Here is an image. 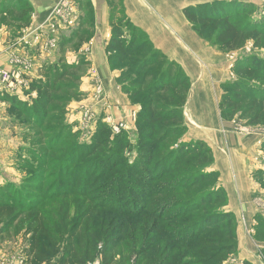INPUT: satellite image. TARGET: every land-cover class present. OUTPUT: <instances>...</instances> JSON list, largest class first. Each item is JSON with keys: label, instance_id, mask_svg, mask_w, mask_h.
Listing matches in <instances>:
<instances>
[{"label": "trees", "instance_id": "1", "mask_svg": "<svg viewBox=\"0 0 264 264\" xmlns=\"http://www.w3.org/2000/svg\"><path fill=\"white\" fill-rule=\"evenodd\" d=\"M19 1L0 0V18L14 12L10 20L28 26L33 7ZM85 5L78 24L62 29L59 54L92 37V5ZM182 12L194 32L224 52L247 41L264 49V16L254 20L252 4L215 0ZM113 21L105 46L108 65L121 70L116 79L121 90L140 104L136 157L126 155L133 147L127 134L111 135L101 121L90 143L80 142L67 122L44 126L46 120L62 121L66 104L82 97L79 83L88 62L81 54L75 63L61 56L43 64L42 77L26 91L36 92L30 101L0 96L15 114L11 122L38 129L28 127L27 136L37 138L26 149L30 157L24 156L28 176L13 193L10 183L0 186V239L22 235L23 264H234L229 257L236 249L235 217L224 209L227 197L218 172L209 168L213 154L203 140H181L190 78L129 19ZM129 58L139 61L136 79L126 84L121 79L130 71L122 64ZM240 61L218 103L220 115L264 122V58L253 54ZM40 129L52 131L45 143ZM46 178L51 182L44 186ZM255 226L256 238L264 240V218L258 215Z\"/></svg>", "mask_w": 264, "mask_h": 264}, {"label": "crops", "instance_id": "2", "mask_svg": "<svg viewBox=\"0 0 264 264\" xmlns=\"http://www.w3.org/2000/svg\"><path fill=\"white\" fill-rule=\"evenodd\" d=\"M61 0H29L33 7L32 20L28 27L23 28L24 34L31 38L32 29L39 27L43 31L41 45L45 39L60 37L65 26L61 19L57 20L58 28L52 32L51 10ZM71 10L77 20L83 14L84 0H68ZM92 5V19L94 20L92 37L82 43L73 53L72 60L83 54L86 57L87 67L90 69L81 77L82 97L72 100L67 109V120L72 126H77L82 118V109H89L92 113L91 126L97 121L106 124L107 118L127 123L129 133H135L134 113L137 106L131 103L128 95L121 90L116 78L117 70H112L108 65L105 46L111 35V23L114 22L115 6L119 13L138 29H140L152 46L158 49L168 60L177 63L183 72L190 78L191 87L185 103L184 122L187 125L183 141L203 140L213 154L211 170L218 172V183L225 189L228 203L227 211L236 216L251 217L256 213L251 200L256 197L255 182L252 178L250 163H253L255 153V137L239 135L232 130V122L224 120L220 115V107L215 101L216 96H221L220 82L226 81V62L224 53L215 45H210L191 28V24L183 14V8L195 6L198 3L212 2L215 0H87ZM222 1V0H221ZM227 1V0H223ZM246 1V0H238ZM248 1V0H247ZM74 5V6H73ZM74 10H73V9ZM116 9V10H118ZM78 24L69 27L74 28ZM5 29V30H3ZM3 30V31H2ZM60 30V32H59ZM5 26L0 28V39L9 42V34ZM6 39H5V38ZM6 45L0 47V67L10 68L8 57L28 56L29 70L25 71L27 81L39 77L41 66L49 61L53 62L60 57L57 49L25 50L19 43L18 46ZM19 48L18 50L16 48ZM39 51V52H38ZM26 56V57H27ZM66 61V60H65ZM96 85H100L102 93H95ZM218 89V90H216ZM219 91V92H218ZM33 92V91H32ZM32 92L19 94L17 97L30 101ZM3 95V94H2ZM0 95V96H2ZM34 96V95H33ZM1 102V101H0ZM6 104L1 102V105ZM1 122H8L6 119ZM233 121V120H232ZM77 122V123H75ZM76 124V125H75ZM0 132L3 130L0 129ZM256 142V141H255ZM256 168H258L256 166ZM247 208V210H246ZM253 211V212H252ZM258 211V210H257ZM260 211L257 214H262ZM263 215V214H262ZM243 242V239H242ZM12 246V241L0 243V264H18L13 262V257L6 259L7 250L3 244ZM15 243V242H14ZM19 246V243L16 242ZM19 260L24 262L25 256Z\"/></svg>", "mask_w": 264, "mask_h": 264}, {"label": "rangeland", "instance_id": "3", "mask_svg": "<svg viewBox=\"0 0 264 264\" xmlns=\"http://www.w3.org/2000/svg\"><path fill=\"white\" fill-rule=\"evenodd\" d=\"M21 1L24 2V0H21ZM21 1H19V2H21ZM27 1L29 2V0H27ZM86 1L87 0H84V2L82 4L84 9L86 7V5H85ZM235 1H238V0H235ZM240 2H243V3L246 2L247 4H252L255 6V12L251 15V16H253L254 20L258 21L261 17L264 16V15H262V12L264 11V0H248V1L246 0V1H240ZM84 9H83V14H86V11H84ZM116 9H118V6H115L114 15L112 17V20H115V21L122 19V16H123L119 13V9L118 10H116ZM16 10L17 9H15V11ZM12 14H14V12ZM12 14H10V16ZM32 15H33V10H32L31 16H30V21L32 20ZM10 16L6 15V16L0 18V25L2 24V22L5 23L2 25L5 26L6 30L8 31L7 33L10 36L9 42L7 41V39L5 37H4L6 39L5 42L0 39V47H2V48L3 47L6 48L7 44L11 45L12 48H14L13 45L18 46L19 40H20L21 36H23V33L25 32V31H22L23 28L28 27L30 25L29 24L28 26L21 27V25H22L21 22H17V23L14 22L13 23L9 18ZM124 18H125V16H124ZM60 19L61 18H54L53 17V11L51 10V20L50 21L57 28H58V23H57L58 21L57 20H60ZM61 20L63 21V18ZM76 22H77V19H76ZM0 28H2V26H0ZM63 28H66V27L64 26ZM35 29L36 28L32 29V31H34ZM3 30H5V29H3ZM32 31L30 33H32ZM59 32H60V30H59ZM208 43L210 45H213V43H210L209 41H208ZM214 45L216 46V44H214ZM73 48H74V43L68 44L64 48L63 54L62 55L59 54L60 57L61 56L64 57V59L66 60L65 62H67V61L71 62L72 56H74V55H72L68 52L73 53V50H74ZM16 49L18 50L19 48H16ZM24 49L27 50V47ZM55 49H57V47ZM150 51H152V48H149V53H150ZM222 52L224 53V59L226 62L225 73H226V77H227L226 81L220 82L221 83L220 89L222 92L225 89L227 84L230 85L231 83L234 82V80L236 78L235 74H234V67L236 66V64L238 62H241L240 60H243V58L245 56L253 55V54H255L256 56H258L260 58H264V49H262L260 47L259 48L253 47L251 41L245 42L244 45L237 50H230L229 52L222 51ZM57 54H58V52H57ZM18 56L23 58L22 61L26 62L28 67H30V65H31L30 61H29L30 59L27 55H26L27 57L22 56V55L21 56L18 55ZM18 56H14L13 53H10V56L8 57V62H9L10 68H4V67L3 68L7 69V70H9V69L13 70V69H11V68H13V66H11V64H10V59L13 57H18ZM54 60H56V57ZM75 60H77V58H74V61ZM138 61L139 60H137V58L136 59L135 58L134 59L129 58L124 64H122L123 69H127V71H130V73L128 75H124L123 79H121L122 82H125L127 84L131 79H134V80L136 79L135 78L136 75L134 74V72L136 69L135 63H138ZM167 61H170V60H167ZM171 62H173V61H171ZM173 63H175V62H173ZM175 64H177V63H175ZM177 66H179V65L177 64ZM0 68L3 69L2 67H0ZM89 69L90 68H88L86 66L87 72L89 71ZM90 73H91V69H90ZM117 73H118V75H120L121 70L118 69ZM22 74H23L24 79H26V81H27V77L25 75V72H23ZM83 75H85V73ZM39 77H42L41 73H39ZM134 80L132 81L133 83H134ZM31 81H32V79H31ZM30 84L31 83L29 82V88H30ZM81 86H82V83L80 82L79 83V89L80 90H82ZM97 87L101 88L100 85H96V88ZM96 88H95V90H96ZM28 90H30V89H28ZM216 90H218V89H216ZM34 92L35 91H33L32 93H34ZM101 92H102V89H101ZM222 95L219 97V96H216V94H215V101L217 104L219 103ZM29 97H31V96H29ZM70 102H68L66 104L65 112L67 111L66 107L69 105ZM134 105L135 104H133V106ZM136 106H137L138 111L136 113H134V117H133L134 125H135L136 115L140 111V104H136L135 108H136ZM9 109L10 108L8 106V103L1 105V102H0V120H2V118H3V119H6L8 121L4 124H3V122L0 121V129L3 130V132H0V186L6 185L7 183H10L11 184V187H10L11 193H13L16 189H19L18 187H20V183H21L22 179L25 176H28V174H29L27 172V169L25 168L26 163H25V165H23L24 164L23 162H26L24 156L26 154V157H28V158L30 157V155L28 153H26L27 152L26 149L31 147V145L33 144L32 142H35V140L37 139L36 137L27 136L28 135L27 133L29 131L28 127L31 128V130H30L31 132H35L38 129H34L35 128L34 126L30 127V126H27L26 124H23V123L17 124V123L11 122L12 121L11 118L15 114L10 112ZM184 113H185V108L183 111V123L186 121V119L184 118ZM246 117H248V115L240 117L239 114H236L233 118H231L230 121L233 124V125H231L232 130H234L235 132L237 131L239 135L248 136V134H253V136L255 137V141H256V142L254 141L255 153L252 157L253 163L251 161V163L249 165L252 168L250 176H252L254 182L256 183L255 184L256 190H258V191H256V197L251 200V203L253 204L252 206H253V208H255L256 213L251 215V217L250 216L249 217L248 216L247 217L236 216L235 213H233V215L235 217L234 227H235L236 249H235V253L233 255H230L229 261L234 263V264H241L243 260H247L249 262H252V264H264V257H263L264 256V240L263 239L259 240L255 236V230H256L255 225H257V216L259 215L260 217L264 218V188L262 186V184L264 182V122L256 123V124L249 123V121H247ZM67 119L68 118H67V112H66L65 117L62 121L56 120V121H50L49 122L48 120H46L44 122V126L47 124H54L55 126H59L60 124H63L65 122L69 123ZM92 119H94V118H92ZM110 121L119 122V121H115V120H110ZM105 122H106L105 125H107L111 130L110 134L115 135V132L113 130L114 124H111V122L108 123L107 119L105 120ZM75 123H77V122H75ZM124 125L126 126V128L123 129L121 132H124L127 134L128 139L130 140V142L132 143V146H133L131 148V150L126 153V155H128L129 160H133L136 157V155H135L136 150L134 148L135 142H136V140H135L136 139V132L135 133H129V129H127L128 128L127 123L125 122ZM69 126H70L69 130L76 133L78 140L80 142H83V143H90L91 142L90 140H91L93 134L96 132V129H97L96 125L91 126V124H89L88 126H82L81 120L79 121V123L77 125L79 127H76V126L74 127V126H72L71 123H69ZM186 127H187V125H186ZM135 128L137 131L136 125H135ZM40 130L42 131V133H41L42 135L39 138L40 142L45 143L46 140H44L43 137L49 136L50 134H52V131L45 132L43 129H40ZM83 130H86V132L83 133ZM185 133H184V135H185ZM184 135H182L181 137H183ZM24 137H25V139H24ZM180 138L178 140H176V142L180 141ZM181 140H183V138H181ZM22 147L25 149H22ZM60 156H62V154H60ZM20 163L22 164V167H21ZM256 166L258 168H256ZM48 173H50V172H48ZM218 178H219V174H218ZM50 182H51L50 179L46 178L45 180H43V185L45 186L47 183H50ZM227 203H228V197H227L226 204L224 205L225 210H227L226 209ZM246 210H247V208H246ZM260 211H263V212H261L263 215L257 214ZM242 239H243V242H242ZM6 241L7 242L12 241L13 242L12 246H10L9 243H8V245L3 244V246H5L4 248L7 250L6 259L13 257L14 263L21 264V262H19V260L21 258H23V256H22L23 255V246L26 245L25 239L22 237L21 234H18V235L13 234L12 236H7L3 239H0V243L6 242ZM16 242L19 243V246H16L17 245ZM99 264H100V262H99Z\"/></svg>", "mask_w": 264, "mask_h": 264}, {"label": "built area", "instance_id": "4", "mask_svg": "<svg viewBox=\"0 0 264 264\" xmlns=\"http://www.w3.org/2000/svg\"><path fill=\"white\" fill-rule=\"evenodd\" d=\"M69 1L68 0H61L59 3L55 5L53 8V17L54 18H63V21L65 22V27L69 28L73 26L76 23V15L71 10V7L68 6ZM55 25L52 24L51 30L52 32L56 31ZM42 34L43 31L40 30V28H36L32 33H30L31 38L27 37L26 34L23 33V36H21L19 40V44L27 47V50H35L40 49L42 50H48L55 49L58 46L59 38L58 37H50L45 39L44 45H41L42 42ZM23 58L21 57H13L10 59V64L13 66V70H7V69H1L0 68V95L4 93H8L10 95H16L25 93V91H28L29 89V82L26 81L23 77V72L29 70L30 67H28L27 63L22 61ZM95 93L97 95L101 94V88L97 87L95 90ZM35 95V92L33 93ZM31 94V97L34 98ZM82 126H88L90 124V119L92 118V113L89 109H82ZM134 117V116H133ZM111 119L107 118L108 123L111 122V124H114V132L115 134L120 133L123 129L126 128L124 125L125 122L119 121V122H112ZM110 121V122H109ZM86 130H83V133H85ZM88 264H99V261L95 260L93 262H90Z\"/></svg>", "mask_w": 264, "mask_h": 264}]
</instances>
